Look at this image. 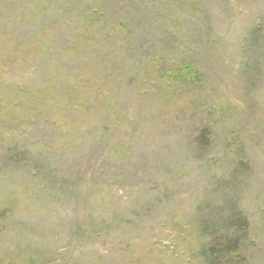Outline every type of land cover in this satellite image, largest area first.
<instances>
[{
    "label": "rangeland",
    "instance_id": "rangeland-1",
    "mask_svg": "<svg viewBox=\"0 0 264 264\" xmlns=\"http://www.w3.org/2000/svg\"><path fill=\"white\" fill-rule=\"evenodd\" d=\"M226 236L264 264V0H0V264Z\"/></svg>",
    "mask_w": 264,
    "mask_h": 264
},
{
    "label": "trees",
    "instance_id": "trees-1",
    "mask_svg": "<svg viewBox=\"0 0 264 264\" xmlns=\"http://www.w3.org/2000/svg\"><path fill=\"white\" fill-rule=\"evenodd\" d=\"M184 69L190 71L188 66H184L182 70ZM238 249L239 245L236 240H233L229 236L224 237L221 243L218 244L217 242L212 246V249L209 250V257L211 258L210 264H217L222 256L227 259L229 263H234L236 260L235 258L238 256Z\"/></svg>",
    "mask_w": 264,
    "mask_h": 264
}]
</instances>
